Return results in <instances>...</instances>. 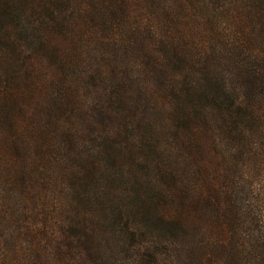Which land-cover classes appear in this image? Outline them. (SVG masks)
<instances>
[{
    "label": "trees",
    "instance_id": "trees-1",
    "mask_svg": "<svg viewBox=\"0 0 264 264\" xmlns=\"http://www.w3.org/2000/svg\"><path fill=\"white\" fill-rule=\"evenodd\" d=\"M253 187L264 0H0V264H264Z\"/></svg>",
    "mask_w": 264,
    "mask_h": 264
},
{
    "label": "rangeland",
    "instance_id": "rangeland-1",
    "mask_svg": "<svg viewBox=\"0 0 264 264\" xmlns=\"http://www.w3.org/2000/svg\"><path fill=\"white\" fill-rule=\"evenodd\" d=\"M240 175L245 176V173H240ZM255 185H256V187H259V186H257V184H255ZM255 190H256V188L253 187L254 193L247 194V198L244 197L245 201H246L245 206H247L248 208L252 207V210L255 213H257V209H260L262 214H263V211H264V196H263V202L260 203L259 200H258L259 196H257V190L256 191ZM257 207H259V208H257ZM253 208H255V210ZM248 226L251 227L252 225H248ZM248 226H247L246 229L243 228V230H249ZM251 228H253V227H251ZM249 231H251V230H249ZM155 238H156V236H155Z\"/></svg>",
    "mask_w": 264,
    "mask_h": 264
}]
</instances>
